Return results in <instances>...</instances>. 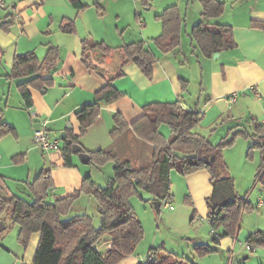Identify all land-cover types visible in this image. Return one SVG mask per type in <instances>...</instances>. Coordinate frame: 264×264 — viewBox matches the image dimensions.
I'll return each mask as SVG.
<instances>
[{"label": "crops", "instance_id": "obj_1", "mask_svg": "<svg viewBox=\"0 0 264 264\" xmlns=\"http://www.w3.org/2000/svg\"><path fill=\"white\" fill-rule=\"evenodd\" d=\"M220 1L225 3L223 14L208 19L204 16L200 0H82L86 5L82 9L73 6L70 0H7L8 6L0 8V21H7L9 14L15 17V21L8 30L0 27V47L3 49V53L0 52V123L6 122L13 128L0 137V197L9 198L19 193L31 200L26 181H33L42 171H49L54 180V186L48 190L49 201L81 189L87 175L95 180L94 165L83 164L74 155L75 165L66 167L59 148L47 153L42 151L44 156L40 160L38 148L34 144V131L39 120L33 115L48 120L49 132L55 138L59 137L69 122L73 132L79 134L80 123L76 111L93 102L96 93L106 84V78L87 68L82 61L83 40L86 38L105 41L112 47L144 40L158 57L151 80L135 63H128L124 67V77L114 80V85L124 95L103 105L96 121L80 136L79 140L86 150L111 147L114 143L111 138L115 128L114 115L122 113L128 124H132L143 114L144 105L151 102L180 100L184 106L199 109L203 114L198 101L205 94L211 108L221 103L222 113L236 109L235 114L228 116L230 121L253 115L264 122V27L253 24L255 21L264 22V0ZM174 4L183 20L181 44L174 51L163 53L153 41L163 31L162 22L156 16ZM134 12L136 27L133 28L126 15ZM66 19L74 20L75 32L68 33L62 29V22ZM199 22L232 25L236 47L218 52V57H214L219 59L218 62L212 61L214 55H202L191 37L193 26ZM52 45L59 47L60 58L51 71L44 69L41 73L53 76L54 83L47 89L30 87L33 105L26 107L17 87L20 80L7 79L6 75L17 54L34 51L43 59ZM95 53L98 54V51ZM98 58L99 61L92 58L94 63L103 69L106 77L112 76L120 62L118 52L113 51L104 60L101 56ZM193 63L195 67L191 66ZM189 66L194 69V79L191 72H183ZM184 80L187 81L185 90ZM194 81L199 86L195 92L199 95L198 100L191 91ZM250 86H255L256 92H252ZM236 91L239 96L230 103L228 98ZM165 128L167 126L164 124L160 126V131L164 129L162 134ZM194 131L197 132L196 128ZM125 142V149L128 150L126 154L140 147L149 148L147 143L137 138L131 127L125 133ZM148 154H143L144 158ZM111 164L95 167L102 169ZM108 173L109 179L113 172L110 170ZM171 174L172 182H176L180 188V193L172 192L171 200L173 196L183 199L187 192V198L195 203L203 204L205 201L207 204L206 199L213 191L208 170L201 169L185 176L174 171ZM83 195L76 202L81 210L84 209L81 202ZM260 199L254 208L264 206H258ZM0 221L6 227L10 223L9 219ZM258 231L261 233L256 235L254 231L250 232L247 238L255 234L253 239H264V229ZM40 237L39 232L33 235L34 241L30 247L33 255L30 257H34ZM106 244L107 249L111 244ZM3 252L6 251L0 252V257L5 256Z\"/></svg>", "mask_w": 264, "mask_h": 264}, {"label": "trees", "instance_id": "obj_2", "mask_svg": "<svg viewBox=\"0 0 264 264\" xmlns=\"http://www.w3.org/2000/svg\"><path fill=\"white\" fill-rule=\"evenodd\" d=\"M76 8L86 5L82 0H70ZM204 16L208 19L220 17L225 3L220 0H200ZM7 21H0V27L8 30L14 23L15 17L7 15ZM162 22V33L154 38V43L163 53L174 51L181 44L182 17L178 7L170 5L156 16ZM255 26L264 27V22L255 21ZM65 32L76 30L75 22L66 19L62 22ZM191 37L196 42L202 55L212 57L222 50L236 47L233 28L225 23L199 22L193 26ZM59 47L52 45L48 48L43 59L34 51L17 54L14 57L7 79L20 80L17 87L26 107L33 105L30 87L47 89L54 83L51 75H42V70L51 71L56 67L60 58ZM98 51L102 58L118 52L119 64L115 73L106 77L103 69L92 61V53ZM1 54L3 49L0 47ZM156 54L146 46L144 40H138L112 47L105 41L83 40L82 61L90 68L106 78V84L96 93L95 100L80 107L76 118L80 123V132L75 134L67 130V138L62 139L59 147L64 160V166L73 167L72 143L81 142L80 136L96 121L103 105L111 103L124 95V92L114 85V80L125 74L124 67L135 63L151 80L154 76ZM183 89L187 88L184 80ZM202 119L199 109L189 108L180 100L173 102H151L143 107V114L132 124H128L122 113L114 115L115 128L111 132L114 143L107 149L82 151L89 153V164L103 166L113 163V176L105 186H100L87 175L82 188L72 194L63 196L55 201L48 200V190L54 186V180L49 171L40 172L31 182L26 181V187L32 199L29 200L18 194L9 198L0 197V220L9 219L19 224V240L27 246L33 233L41 234L33 262L31 264H117L130 255L144 236L140 218L132 207L130 196L133 191L141 189L152 193L155 200L164 201L171 197V171L177 170L183 175L206 169L210 173L213 186L212 193L207 197L208 219L213 226L212 234L218 243L224 237L236 236L241 223L243 210L248 207V198H243L235 192L234 182L229 175L223 160V148L235 140L238 134H244L253 140L252 148H260L262 164L259 167L258 178L264 183V122L257 118H242L231 120L234 127L239 129L230 139H223L219 144L212 143L210 138L194 131ZM247 122V123H246ZM167 124L171 133L166 137L160 131V126ZM131 127L138 139L147 143L151 149L150 157L144 158L145 153H138L141 147L127 153L125 149V133ZM6 122L0 123V137L12 130ZM72 139V143L68 142ZM144 148V147H143ZM138 154L134 157L135 154ZM87 194L95 200V206L100 214V225L96 227L89 214H78L68 219L72 209H75L80 195ZM74 207V208H73ZM162 207V204H161ZM222 227V233L217 229ZM6 227L5 230H7ZM4 230V231H5ZM257 231L255 234H260ZM107 236L111 245L105 251L97 247L98 242ZM252 234L247 242L256 246H264V239H253ZM201 251L212 250L209 244H196ZM214 250L216 248H213ZM149 253L155 258L148 264H199L185 255L169 251L164 246L152 247ZM143 264V263H139Z\"/></svg>", "mask_w": 264, "mask_h": 264}, {"label": "rangeland", "instance_id": "obj_3", "mask_svg": "<svg viewBox=\"0 0 264 264\" xmlns=\"http://www.w3.org/2000/svg\"><path fill=\"white\" fill-rule=\"evenodd\" d=\"M127 14L126 17L129 19L128 22L133 28L134 26L136 27L135 12ZM132 14L134 15L132 16ZM189 37L190 36H188V38ZM189 39H191V37ZM98 57V54L95 52L92 53V58L99 61ZM104 59H106V56L103 60ZM218 60L219 59H215L213 56L212 61L218 62ZM191 66L195 67V64L193 63ZM191 66L183 69V72H191L193 74L192 79H194V69H191ZM114 70L116 71V69ZM122 77L124 76L119 78ZM198 90L199 86L197 82L194 81L191 85V91L195 94V99L197 100L199 99V95L195 92ZM200 98L198 102L201 107L199 108L202 109L204 113L202 114L201 122L196 127L197 132L210 138L215 145L219 144L223 139L232 138L239 127L231 129L234 125L228 116L235 114L236 109L232 108L231 111H223L222 113L223 109L221 108V103H217L216 106L214 105V107L211 108L210 101L206 102L207 96L205 94ZM251 117L255 118L253 115L241 118L245 121L247 118ZM164 125H166L167 128H165V133H163V135L169 137L171 133L170 126L167 124ZM60 135L61 134H59V137ZM59 137L57 138L59 139ZM111 138L114 140L112 134ZM252 147L253 140L250 137L244 134H238L233 143L225 146L222 152L223 160L234 182L235 192L239 196L245 199L248 198L249 200L248 207L243 210L240 229L236 238L232 236L224 237L218 243L214 240V235L212 234L213 226L207 216L208 207L205 201L203 204L195 203L191 198H187L186 194L188 193L186 192V194L183 195V199H178L177 196H173L171 204L174 206V209L165 207L162 204L161 210L158 213L154 205L155 196L141 189L132 192L130 201L142 222L144 236L137 244L135 250L117 264H139L153 246L158 247L162 245L165 249L178 252L180 255H185L199 264H264V246H257V249L251 252L246 249V241L248 240L247 237L250 232L254 231V233H256L258 230L264 229V206L260 209L254 208L258 198L261 197L264 201V183L258 178L259 167L263 160L260 148ZM139 151L145 154H148L149 151L146 158L151 156L150 147L139 149L138 153ZM37 152L39 154V159L42 160L44 153L39 149ZM137 155L136 153L133 158ZM93 169L95 180L100 186H105L109 177L108 172H110V170L113 172V163L102 169H98L95 166ZM172 171L180 176H185L175 169ZM176 191L180 193V188H178L176 182L173 183L171 180V194L172 192L175 194ZM92 199L93 198L89 195L84 194L81 200L84 209L81 210V206L76 204L77 208L72 209L71 213L67 217H64V219L85 213L92 216L94 225L98 227L101 220L100 214L95 207L93 208L95 200ZM216 231L219 234L222 233V227H219ZM18 233L19 224H12L11 222L8 224L7 230L0 233V252L3 250L6 251L3 252V254L7 256L0 257V264H23L33 262L34 257H30L33 255V250H30V247H32V241H34L33 235L35 233L31 235L27 246L19 240ZM106 238L107 236L102 238L97 244V247L102 251L106 249ZM196 244H209L212 250L201 251L196 248ZM213 248L216 249L214 250ZM9 254H11V256ZM247 255H249L248 258H246Z\"/></svg>", "mask_w": 264, "mask_h": 264}, {"label": "built area", "instance_id": "obj_4", "mask_svg": "<svg viewBox=\"0 0 264 264\" xmlns=\"http://www.w3.org/2000/svg\"><path fill=\"white\" fill-rule=\"evenodd\" d=\"M7 0H0V8H6L8 6ZM249 89L252 92H256L255 86H250ZM239 93L233 92L231 96L228 98V101L230 103H233L238 98ZM34 118L38 119L37 126L34 131V143L36 148L40 149L41 151H52L59 148L60 140L58 138H55L51 135L48 129V120L47 119H41L40 117H37V115H33ZM165 207H169L170 209H174V206L171 204V197L168 196L164 201L161 202ZM264 204V201L260 199L258 201V206H261ZM246 249L248 251H254L257 249V246L254 245V243H246ZM155 258L154 253H148L145 258L140 262L143 264H148Z\"/></svg>", "mask_w": 264, "mask_h": 264}, {"label": "water", "instance_id": "obj_5", "mask_svg": "<svg viewBox=\"0 0 264 264\" xmlns=\"http://www.w3.org/2000/svg\"><path fill=\"white\" fill-rule=\"evenodd\" d=\"M218 52L214 54V57H218ZM67 129H72V125L67 123L66 129L61 132V138L64 140L67 138ZM69 143H72V139H68ZM83 147L82 145L78 143H72V150L74 153H77L79 160L83 164H88L90 161V155L87 152L82 151ZM156 211L159 213L161 210V200H155L154 202ZM6 228V225L4 222L0 221V232L3 231Z\"/></svg>", "mask_w": 264, "mask_h": 264}]
</instances>
